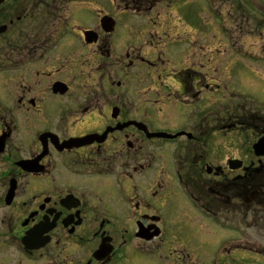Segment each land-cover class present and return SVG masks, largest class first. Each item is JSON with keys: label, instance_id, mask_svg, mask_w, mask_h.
Instances as JSON below:
<instances>
[{"label": "flooded vegetation", "instance_id": "obj_1", "mask_svg": "<svg viewBox=\"0 0 264 264\" xmlns=\"http://www.w3.org/2000/svg\"><path fill=\"white\" fill-rule=\"evenodd\" d=\"M98 2L0 0V264L264 258V106L231 42L263 59L262 6L241 35L229 0L219 34L194 0Z\"/></svg>", "mask_w": 264, "mask_h": 264}, {"label": "rangeland", "instance_id": "obj_2", "mask_svg": "<svg viewBox=\"0 0 264 264\" xmlns=\"http://www.w3.org/2000/svg\"><path fill=\"white\" fill-rule=\"evenodd\" d=\"M100 1L98 2V5H110V0H97ZM240 1L242 3H240ZM255 0H229L228 5L230 12H233L234 7L236 9L235 15L230 16V23L232 25L229 26V30L231 33H234V27L236 26V20L237 16L239 18V21L241 20L240 17L242 14H239L237 11L240 8L244 6H252V3ZM260 3L261 9L260 13L261 15L259 16V19H255L254 15L251 14L249 16V12L247 11L246 17L249 23L245 24V30L243 29L244 34H251L254 35L255 33H261L262 36H259V44L257 48L260 49L262 52L264 48V0H256ZM194 6L196 9V20L199 25L206 27L209 26V29L213 31L215 34L222 33V22L227 18V15L223 17L222 13L216 14L213 11L210 10L208 7L210 5L209 0H194ZM234 5V6H233ZM246 19V18H245ZM240 24L242 22H239ZM234 25V26H233ZM233 27V28H232ZM237 27V26H236ZM238 29V27H237ZM236 31H239V34L243 35L242 32H240V29ZM259 35V34H258ZM232 36V34H231ZM235 38V37H234ZM245 37L242 36L241 40H233L231 41L232 43H241L246 45V49L241 52L242 57H238L236 59V68L239 71L243 72L244 75V84H248L247 86H250V89L245 88L243 90L244 96L246 97H251L253 98L252 103L257 102V103H262L264 106V98H263V92H264V58L261 60L259 55L257 54V49L255 50L254 48H251L250 42L252 43H257V41L251 36V37ZM248 38V39H247ZM250 39V40H249ZM230 53H233V50H231ZM262 56L264 57V52H262ZM235 82H238L236 79L234 80ZM232 82V80L230 81ZM241 103H244L245 100L240 101ZM12 252V251H11ZM244 255L243 261L246 264H264V258L261 256H256L253 255Z\"/></svg>", "mask_w": 264, "mask_h": 264}, {"label": "water", "instance_id": "obj_3", "mask_svg": "<svg viewBox=\"0 0 264 264\" xmlns=\"http://www.w3.org/2000/svg\"><path fill=\"white\" fill-rule=\"evenodd\" d=\"M152 136H158V137H171V138H173V137H176V136H170V135H166V134H156V135H154V134H151V137ZM260 144H262L261 142H259V145ZM259 145H257L256 146V148L257 147H259ZM13 191H14V186L12 187V189L10 190V192H9V195L7 196V203H10L11 202V200H12V196H13Z\"/></svg>", "mask_w": 264, "mask_h": 264}]
</instances>
